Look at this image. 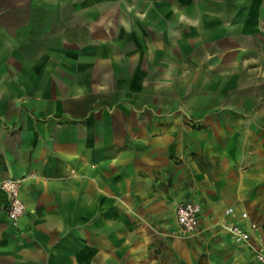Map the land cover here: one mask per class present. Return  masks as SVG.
I'll use <instances>...</instances> for the list:
<instances>
[{"label": "crops", "instance_id": "1", "mask_svg": "<svg viewBox=\"0 0 264 264\" xmlns=\"http://www.w3.org/2000/svg\"><path fill=\"white\" fill-rule=\"evenodd\" d=\"M263 8L264 0H0V185L24 178L26 205L14 227L0 187V264H252L253 251L219 225L246 229L258 245L241 213L254 202L251 187L264 188V155L257 177L233 171L235 138L190 139L167 109L134 99L152 80L169 85L192 52L196 61L240 49L261 31ZM205 161L224 170L219 185L229 179L235 215L199 182ZM184 202L202 207L189 241L169 234Z\"/></svg>", "mask_w": 264, "mask_h": 264}, {"label": "rangeland", "instance_id": "2", "mask_svg": "<svg viewBox=\"0 0 264 264\" xmlns=\"http://www.w3.org/2000/svg\"><path fill=\"white\" fill-rule=\"evenodd\" d=\"M260 23L262 29L259 34L245 38L247 40L241 42L243 45L240 49L207 51L204 58L202 55L198 56V53L195 57L198 61L193 59L192 52L189 62L183 59V66L175 68L174 78L169 85L165 86V82L152 80L145 86L146 92L141 93L142 97L134 99L140 108H156L159 113L167 109L168 113H171L168 115V122L186 126L191 133L190 139L193 138L192 133H198L209 141L212 140V144L220 139L224 145L225 140L235 138L234 154L239 163H236L232 170L242 171L250 177H257L256 161L261 154L264 155V8ZM164 117L158 115L159 121ZM181 132L182 129H179L175 133ZM205 149H211L212 152L216 150L207 146ZM225 150L224 148L223 152ZM195 161L196 158L192 157L189 162L192 165ZM173 164L181 166L182 161L175 158ZM197 165L206 174V181L204 179L199 182L206 185L209 198L220 202L221 213L223 211L226 216L235 215L236 209L229 202L231 196L229 189H226L229 179L222 180L223 183L219 185V176H224V170H214L213 165L206 161L203 165L197 162ZM172 178L165 179L167 184L172 185ZM251 181L257 182L255 179ZM190 183L184 191H192L195 182L191 179ZM257 186L251 187L257 194H254L253 204L250 202L245 205L246 211L241 213V219L252 221V231L259 232L260 236L258 245L251 237L250 241L255 248H260L264 247V188ZM229 210H232V215H227ZM244 214L247 215L245 219ZM141 222L145 224L144 220ZM228 223L230 222L219 225V228L223 233L226 232L237 246L243 247L226 231L225 226ZM169 234L189 241L195 238L197 233L184 235L178 226H175ZM196 244V255L201 262L206 261L209 255L207 243L201 240Z\"/></svg>", "mask_w": 264, "mask_h": 264}, {"label": "built area", "instance_id": "3", "mask_svg": "<svg viewBox=\"0 0 264 264\" xmlns=\"http://www.w3.org/2000/svg\"><path fill=\"white\" fill-rule=\"evenodd\" d=\"M24 181V178H9L0 185L1 189L7 194V214L14 227L18 226L26 211V205L21 198V189ZM201 214L202 207L200 204L195 202L179 204L176 209V218L180 232L184 235L197 233ZM227 215H232V210H229ZM246 217L247 215L244 214L243 218L245 219ZM225 228L239 245L250 248L253 251L254 261L252 264H264V247L255 248L252 245L249 231L234 223L226 224Z\"/></svg>", "mask_w": 264, "mask_h": 264}]
</instances>
